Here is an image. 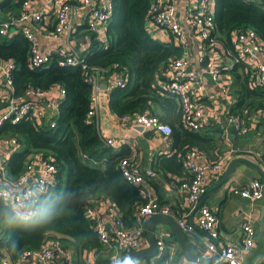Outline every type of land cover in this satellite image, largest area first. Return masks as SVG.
<instances>
[{
    "label": "trees",
    "instance_id": "obj_1",
    "mask_svg": "<svg viewBox=\"0 0 264 264\" xmlns=\"http://www.w3.org/2000/svg\"><path fill=\"white\" fill-rule=\"evenodd\" d=\"M113 2L114 11L106 29L108 44L105 46L94 32L89 48L81 51L88 64L104 69L105 78L122 66L128 69L126 81L110 88L111 110L119 116L139 111L158 114L172 124L174 146L182 152L192 146L210 150L222 131L220 123L198 129L186 127L179 97L163 89L159 82L161 68L180 55L182 48L173 39L162 41L151 35L147 23L153 0ZM19 3L22 0L3 1L4 6ZM214 4L212 35L221 39L227 48L233 49L231 32L234 28L251 27L264 41V0L261 3L214 0ZM30 43L22 32L12 36L0 33V56L15 60L11 70L13 95H24L30 86L60 85L66 92L58 104L55 125L40 122L34 114L28 113L16 122L6 120L0 127V136L14 135L19 140V147L8 157L12 176L23 171L33 151L53 156L57 164L56 186L37 204H30L37 213L32 220L9 224L8 215H15L13 205L0 197V244L12 256H17L26 246L40 245L54 235L51 232L67 246L97 242L100 238L84 212L85 195L104 193L110 196L127 226L137 222V209L147 200L141 186L127 179L119 168L120 159L130 155L129 151L106 144L98 133L96 120L88 115L92 107V84L87 79V69L80 63L61 64L57 57L33 65L29 59ZM230 71L235 100L229 112L248 121L254 112L264 107V84H252V75L241 61L235 62ZM44 211L48 212V219L41 222L39 216ZM113 262V259L107 260L108 264Z\"/></svg>",
    "mask_w": 264,
    "mask_h": 264
},
{
    "label": "built area",
    "instance_id": "obj_2",
    "mask_svg": "<svg viewBox=\"0 0 264 264\" xmlns=\"http://www.w3.org/2000/svg\"><path fill=\"white\" fill-rule=\"evenodd\" d=\"M78 1L89 7L88 28L95 32L101 41L104 40L107 37V25L114 11L113 0H53L56 10L53 37L71 36L74 29L72 17L79 6ZM179 1L153 0L152 2L150 21L155 26L170 33L173 40L182 48L180 55L171 58L161 68L159 82L163 89L179 97L183 124L190 129H198L209 123L210 117L204 106L198 102L205 88V78L203 72H197L192 65L194 42L198 43V60L203 65L204 71L219 82L224 93H228L230 86L229 82L222 81V67L233 65L245 57L251 61L252 84H264V59L261 58L264 53V41L258 32L251 27L234 28L231 32L233 49L226 46L221 49L217 46L215 36L212 35L215 30L214 0H185L187 4L185 18L182 17L178 9ZM253 1L261 3L263 0ZM31 4L32 0H23L20 12L16 17L0 19V33L8 34L16 22H25L31 19L39 21L43 11L41 9L34 10L31 8ZM18 27L31 41L29 59L33 65H41L57 57L61 64L80 63L83 68L87 69V79L92 84V107L88 115L96 120L98 133L106 144L112 147L119 145L122 138L110 134L107 128L100 124L98 102L103 85L112 88L115 85L123 84L128 76V69L122 66L104 81L102 79L105 77L103 75L104 69L88 64L81 51L70 41L53 50H41L36 44L34 33L24 24ZM217 55H229L230 61L228 63L216 61L215 56ZM14 66L15 60L11 57L7 58L1 66L7 82L11 85V91V70ZM65 92V88L60 85L52 87L30 86L26 93L20 96H14L12 92L7 106L0 110V127L4 121L16 122L28 113L34 114L40 122L48 121L51 125H55L58 104ZM35 97H42L47 104L54 108L53 114L48 120L43 118L42 111L39 110L37 102L33 100ZM258 112L264 113V107L259 108ZM119 118L123 121L134 118L144 127L154 128L169 135L173 131V126L169 121L161 119L158 114L147 111L124 114ZM221 122L222 136L225 139L229 138L231 126L241 132H246L249 129L248 122L237 113L228 111ZM18 144L19 140L14 135L0 136V197L13 206L19 207V211L29 213L33 211L30 204H37L46 193H49L56 186L57 164L53 156H46L41 151H33L29 154L23 171L17 176H12L8 168L9 149ZM235 150L236 147L231 146L226 154L218 158L205 159L202 158L204 150L197 146L190 147L185 153L190 176L181 179L174 185L186 191L191 207L198 205L200 211L199 225L207 233V248L213 252H218L228 264H244L239 250L241 246H251L255 240L256 230L252 220L247 218L242 222L239 241L219 244L218 216L215 209L206 202L199 205L202 195L208 189V176L220 174L223 171L227 155ZM119 168L127 179L141 186L142 193L147 200L137 209V222L127 226L124 224L121 212L112 198L107 197L105 205L102 207L104 214L101 215L100 207L96 203L99 200L95 197L96 195H85L83 197L84 212L92 221L93 229L102 241L113 247H143L147 238L144 218L155 212L173 214L187 233H193L196 225L187 219L186 214L172 212L168 206L159 202L151 194L148 188V179L157 173L153 167L143 168L133 161L131 155H126L120 159ZM230 190L254 200L264 195V181L261 177L255 176L243 186L232 185ZM1 231L0 223V235ZM169 233L170 231L166 229H161L156 233L157 252L159 254H162L167 248ZM58 256H65L67 260L71 256V249L57 237H48L37 246H26L17 256H12L8 249L0 244V264H32L35 260L47 263ZM90 264H100V262L94 259ZM152 264L161 263L152 260Z\"/></svg>",
    "mask_w": 264,
    "mask_h": 264
},
{
    "label": "crops",
    "instance_id": "obj_3",
    "mask_svg": "<svg viewBox=\"0 0 264 264\" xmlns=\"http://www.w3.org/2000/svg\"><path fill=\"white\" fill-rule=\"evenodd\" d=\"M3 1L0 0V19L16 17L20 12L22 3L15 6H4ZM78 4L79 6L72 17L74 29L70 37L62 35L60 38H55L52 35L56 22V10L53 0H32L31 8L43 11L41 19L39 21L31 19L25 22H16L14 28L6 35L12 36L21 32L18 26L24 24L34 33L36 44L41 50H53L69 41L78 50H87L92 42L91 34L94 33L88 28L90 11L87 5L80 1H78ZM178 5L182 17L185 18L187 12L186 1L180 0ZM147 26L154 38L162 41L173 39L170 33L155 26L152 21H148ZM96 38L100 40L97 36ZM215 38L217 46L223 49L226 44L216 35ZM102 42L106 46L108 38L106 37ZM198 52V43L195 41L192 65L197 72H203L205 78V88L198 102L204 106L209 114V123L206 125L218 122L222 126L221 120L225 113L229 111L230 104L235 100V95L232 92L230 71L234 64L222 67V81L229 82L230 86V92L224 93L219 82L204 71L203 65L198 60ZM261 58L264 59V53ZM6 59L0 56V110L7 106L12 95L11 85L7 82L1 68ZM215 59L216 61L228 63L230 56L217 55ZM241 62L244 64V69L250 71V59L245 57ZM242 69L243 66H240V70ZM102 79L105 81L107 78L102 77ZM57 91L55 92L58 94ZM109 92L110 88L104 84L99 94L98 114L100 124L106 127L110 134L118 135L122 138L120 144L114 148L129 151L133 161L143 168L153 167L157 173L154 177H149L148 179V188L151 194L159 202L168 206L172 212L186 214L187 219L196 225L192 234L187 232L186 234L194 251L199 256L198 259L193 260L186 256L183 252L182 243L173 229L162 222L157 225V230L166 229L170 231L167 236L169 242L166 250L162 254L157 252L150 257L129 259L133 260L135 264H152V260H157L161 264H228L226 260L220 257L218 252H213L207 248V233L199 225L200 211L198 205L191 207L186 191L174 185L181 179L190 176V170L185 160V153L189 148L182 152L181 149L175 147L173 134L169 135L154 128L144 127L134 118L126 121L121 120L119 115L112 111L109 106ZM33 100L37 102L43 118H46V120L51 118L54 108L47 104L42 97H35ZM247 122L249 129L246 132H241L231 126L228 139L222 136L221 131L215 146L211 147L210 150L205 148L206 150H204L202 155V158L205 159L218 158L226 154L231 146L236 147V150L227 155L223 171L220 174L208 176V189L201 199L204 197L203 202L212 205L217 213L219 244L239 241L242 232V222L247 218L252 220L256 230L255 240L251 246H241L239 253L244 264H264V195L252 200L230 190L232 185L243 186L255 176L261 177L264 181V113L254 112ZM18 147L19 145L12 146L9 149V154ZM238 157H245L247 160H237L225 180L220 183L227 168ZM95 195L99 199L96 202L100 207L99 212L103 215L104 210L102 207L105 205L107 197L110 196L104 193ZM50 234L54 235L49 237H57L55 232ZM148 245L149 239L147 237L143 247ZM68 247L71 249V256L67 260L65 256H58L47 263L35 260L32 264H90L94 259H100L102 261L100 264H108L107 260L113 259V264H116L120 252L132 249L124 246L113 247L101 239L93 244H79L78 246L68 244Z\"/></svg>",
    "mask_w": 264,
    "mask_h": 264
},
{
    "label": "water",
    "instance_id": "obj_4",
    "mask_svg": "<svg viewBox=\"0 0 264 264\" xmlns=\"http://www.w3.org/2000/svg\"><path fill=\"white\" fill-rule=\"evenodd\" d=\"M242 159L247 160L245 157H238V158H235L234 161H232L230 166L227 168L224 176L222 177L220 183L225 180L226 176L229 174L234 163L237 160H242ZM203 200H204V197L200 200L199 205L203 202ZM144 222L147 225L146 235L149 239V245L146 247L132 248L128 251L120 252L118 256L119 259L116 264H121L122 261L127 260L129 258L150 257L152 255H155L157 253V248H158L157 238H156V233L158 231L157 225L160 222L169 225L173 229L176 236L179 238V240L182 243L183 252L186 254L188 258L193 259V260H196L199 258L198 254L194 251L191 245V242L189 241L187 237L186 231L184 230L182 225L179 223V221L173 214L155 212V213L147 215L144 218Z\"/></svg>",
    "mask_w": 264,
    "mask_h": 264
},
{
    "label": "clouds",
    "instance_id": "obj_5",
    "mask_svg": "<svg viewBox=\"0 0 264 264\" xmlns=\"http://www.w3.org/2000/svg\"><path fill=\"white\" fill-rule=\"evenodd\" d=\"M6 199H7V196H6ZM13 209H14L15 215L9 214L7 217V221L9 224L18 223L19 221H29V220H32L33 217L37 215L35 210L29 213H23L19 211V207H17L16 205L13 206ZM48 215L49 214L47 211L42 212L39 216V220L41 222L46 221L48 219ZM121 264H135V262L131 259H127V260L122 261Z\"/></svg>",
    "mask_w": 264,
    "mask_h": 264
}]
</instances>
